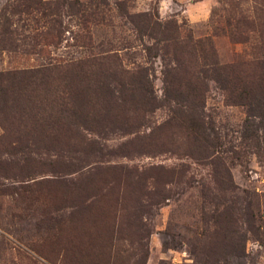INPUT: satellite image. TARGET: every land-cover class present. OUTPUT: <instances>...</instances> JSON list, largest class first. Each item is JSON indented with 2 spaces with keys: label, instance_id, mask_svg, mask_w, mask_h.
<instances>
[{
  "label": "rangeland",
  "instance_id": "rangeland-1",
  "mask_svg": "<svg viewBox=\"0 0 264 264\" xmlns=\"http://www.w3.org/2000/svg\"><path fill=\"white\" fill-rule=\"evenodd\" d=\"M164 27L188 44L176 57L191 72L203 64L189 47L197 40L218 65L240 64L264 51V0H0V264H264L262 109L248 132L243 107L206 81L202 116L228 193L209 166L170 152L123 156L114 151L130 135L92 130L118 125L102 117L106 81L148 85L160 107L143 114L138 134L167 119L162 72L174 46ZM236 32L249 41L228 36ZM180 164L186 176L149 205L153 180L138 184L134 171ZM218 196L249 202L256 230L240 212L214 221Z\"/></svg>",
  "mask_w": 264,
  "mask_h": 264
},
{
  "label": "trees",
  "instance_id": "trees-1",
  "mask_svg": "<svg viewBox=\"0 0 264 264\" xmlns=\"http://www.w3.org/2000/svg\"><path fill=\"white\" fill-rule=\"evenodd\" d=\"M248 26H251V24H248ZM162 33H166L164 40H172L171 45L174 46L171 53L174 65L172 67L164 65L162 72L164 99L167 103L171 102L173 104V106L168 105L170 113L167 119L156 125L147 134H138L143 114L150 113L160 107L154 101L148 85L142 87L135 82V85L130 82L124 84L120 82L117 83V87H110V81H106L102 84L103 86H100L102 95L107 97L106 107L104 108L105 113L102 117L118 125L108 131L105 129L92 130L97 133L116 132L122 135H130L131 138L127 140V148L123 149L119 146L114 151L123 154V156L131 157L170 152L175 154L177 158L184 156L193 163L209 166L216 190L221 193L231 192L233 185L229 170L223 158L215 150V144L209 141L205 131L202 108L206 81L212 80L216 83L225 92L226 101L229 104L243 107L246 118L245 128L248 130L250 120L260 117L257 113L258 110L261 111L262 109L264 112V51H255L256 56L253 55L254 51L251 50L252 53L250 52L247 55L251 57L240 64L220 66L212 57L210 47H208L209 50L205 51V49H202L204 42L197 40L194 45L189 47L191 49L197 47V51L201 52L200 58L203 64L199 70L191 72L187 66L182 65L179 57H176L188 44L177 42L176 36L172 33L166 38L168 32L165 27ZM228 36L239 43L249 41L248 36L237 32L230 33ZM175 47L178 50L176 55L174 52ZM137 77H135L137 81L142 79ZM119 105H121L120 109H118ZM112 107H116V113H112ZM71 114L75 115V112H71ZM78 120H82V118ZM247 136L251 138L250 133ZM162 137H164V140ZM181 138L183 141L180 140ZM257 144L255 137L254 145L257 146ZM109 152L114 153L113 150H109ZM188 168V165L180 164L176 167L164 169L160 174L154 173V175L148 177H143L142 172L138 173L136 171L132 175L135 180L137 179L136 183L138 184H142L141 181L147 178L153 180L150 181L153 189L147 203L156 206L162 200L169 198L170 186L177 185L186 176ZM208 194V189L202 192L203 198L207 201L210 200ZM211 204L214 208L212 212L214 221L218 220L220 224H229L234 221V216H238V212H240L239 218L246 224L248 232L256 230L254 229V216L250 210L249 202H245L244 206L239 208L235 205V202L224 203V200L218 196V199L212 201Z\"/></svg>",
  "mask_w": 264,
  "mask_h": 264
}]
</instances>
